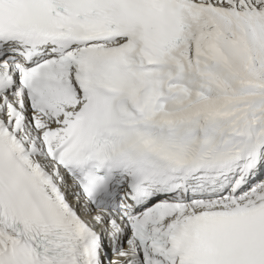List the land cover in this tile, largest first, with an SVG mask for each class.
Returning a JSON list of instances; mask_svg holds the SVG:
<instances>
[{
	"label": "snow or ice",
	"instance_id": "snow-or-ice-1",
	"mask_svg": "<svg viewBox=\"0 0 264 264\" xmlns=\"http://www.w3.org/2000/svg\"><path fill=\"white\" fill-rule=\"evenodd\" d=\"M0 264H264V0H0Z\"/></svg>",
	"mask_w": 264,
	"mask_h": 264
}]
</instances>
